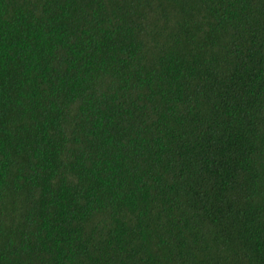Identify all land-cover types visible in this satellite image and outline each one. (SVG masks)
Returning a JSON list of instances; mask_svg holds the SVG:
<instances>
[{
    "label": "trees",
    "instance_id": "16d2710c",
    "mask_svg": "<svg viewBox=\"0 0 264 264\" xmlns=\"http://www.w3.org/2000/svg\"><path fill=\"white\" fill-rule=\"evenodd\" d=\"M0 264H264V0H0Z\"/></svg>",
    "mask_w": 264,
    "mask_h": 264
}]
</instances>
